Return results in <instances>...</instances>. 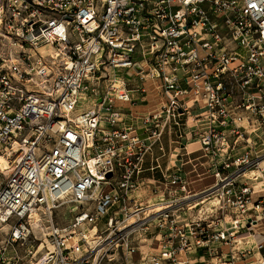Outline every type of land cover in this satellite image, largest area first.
I'll return each mask as SVG.
<instances>
[{"label": "built area", "instance_id": "built-area-1", "mask_svg": "<svg viewBox=\"0 0 264 264\" xmlns=\"http://www.w3.org/2000/svg\"><path fill=\"white\" fill-rule=\"evenodd\" d=\"M148 79L162 102L126 123L118 102L147 97ZM186 120L215 179L195 194L180 172L144 166ZM260 130L264 0H0V154L11 165L0 213L15 220L14 241L34 214L48 217L38 264H197L199 249L204 264H235L252 252L235 248L241 217L257 218L264 196L235 181L261 157L232 149ZM63 205L72 219L60 227Z\"/></svg>", "mask_w": 264, "mask_h": 264}, {"label": "crops", "instance_id": "crops-1", "mask_svg": "<svg viewBox=\"0 0 264 264\" xmlns=\"http://www.w3.org/2000/svg\"><path fill=\"white\" fill-rule=\"evenodd\" d=\"M161 102V97H157L156 94L155 97H149L148 93L147 97H132V102H118V104L125 111V122L139 125L140 118L147 112L158 107ZM197 127H199L198 123L186 120V123L181 128H177V130L166 129L162 135V141L160 140L145 157V174L150 175L155 172V174L159 175V169L155 171L149 170L151 166H154L155 163L158 162L162 169H168L170 172L178 171L181 175L185 176L188 182V191L192 194L198 193L211 186L215 182V179L213 178V169L210 162H208L207 158L204 162L200 161V156H197L199 154L198 150H201L198 141L199 132ZM179 133H181V135H179ZM255 133H261V130L250 135L249 141L251 144L246 145L241 142L238 147L232 150L233 153H238L250 147L254 148V151L261 157L259 162L260 169L246 171L244 174H239L235 177V181L250 185L254 190L252 193L253 200H258L264 196V151L258 153L257 148L259 145H263L264 147V141L262 140L260 142L261 136L254 135ZM160 146L162 150H160ZM200 173L206 175L198 177L201 175ZM199 181L202 182L199 183ZM256 186H260V188L257 189ZM144 193L143 191V194ZM249 213L256 215L257 218L252 219L251 223H249L241 217V223L237 228V234L235 236V248H252V252L243 259L236 260L235 264H254L256 260L264 257V209H261L257 214L254 210ZM184 214L190 217L200 215L201 211L189 209L182 213V215ZM259 244H262L261 248H257ZM222 249H224L223 251H228L232 248L231 245L225 244L222 246ZM194 254L191 261L197 262V264H204L203 261L210 262L207 256H203L204 253L202 249H199L198 256ZM223 254L228 255L225 252Z\"/></svg>", "mask_w": 264, "mask_h": 264}, {"label": "rangeland", "instance_id": "rangeland-1", "mask_svg": "<svg viewBox=\"0 0 264 264\" xmlns=\"http://www.w3.org/2000/svg\"><path fill=\"white\" fill-rule=\"evenodd\" d=\"M146 88L149 92V97H155L156 93L154 90V82L152 79H148L146 83ZM254 135L261 136L260 142L262 140L264 141V136L261 135V133H255ZM262 151H264V147L263 145H259V147L257 148V152L261 153ZM198 152L199 154L197 156H200L199 157L200 161L204 162L206 160V157L202 155L201 150H198ZM9 172H10L9 168H7L2 172L3 180L6 179ZM205 175L206 174H201L198 177H203ZM200 182L202 181H199V183ZM237 183L239 182L237 181ZM256 188L258 189L260 188V186H256ZM187 189L189 190L188 186ZM195 201L199 202V198L196 199ZM209 205L210 202L208 200H205L204 203H198L196 208L194 206L192 207V203H190L188 207L191 210L196 209L197 211H199V209L205 208L206 206ZM234 211L236 214L238 213L237 209H235ZM52 219L53 222L60 227H64L68 225L72 219V213L70 211V207H68L67 205H63L59 207L56 211L52 213ZM33 220L38 221L39 223L38 227H33L32 225ZM14 223L15 220L12 218L4 222L0 218V264H38L41 256L46 251V244L48 242L47 234L49 231V224H50L48 222V217L44 214L41 215L40 213L37 215L34 214L33 217L29 220L30 226L27 236L24 239H20L16 241L11 239V231L12 228L14 227ZM121 258L123 259V261H125L126 255L121 253ZM113 263L114 262L111 261L106 264H113Z\"/></svg>", "mask_w": 264, "mask_h": 264}, {"label": "bare ground", "instance_id": "bare-ground-1", "mask_svg": "<svg viewBox=\"0 0 264 264\" xmlns=\"http://www.w3.org/2000/svg\"><path fill=\"white\" fill-rule=\"evenodd\" d=\"M11 165H10V161L8 160V158L3 155V154H0V170L4 171L6 170L7 168H9ZM1 220L4 222V221H7L8 219H6L4 217V215L2 214L1 216ZM32 225L33 227H38L39 226V223L37 220H33L32 222ZM46 235V234H45Z\"/></svg>", "mask_w": 264, "mask_h": 264}]
</instances>
